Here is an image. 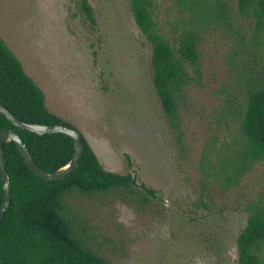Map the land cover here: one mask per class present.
<instances>
[{"label": "rangeland", "instance_id": "rangeland-1", "mask_svg": "<svg viewBox=\"0 0 264 264\" xmlns=\"http://www.w3.org/2000/svg\"><path fill=\"white\" fill-rule=\"evenodd\" d=\"M78 1L0 0V36L48 110L106 170L137 182L133 194L67 191L75 230L107 264H238L248 217L264 211V157L243 132L249 96L264 88V26L239 0H154L155 31L185 74L169 116L132 0H88L94 27ZM187 37L195 63L181 53ZM259 254L264 264V243Z\"/></svg>", "mask_w": 264, "mask_h": 264}, {"label": "trees", "instance_id": "trees-1", "mask_svg": "<svg viewBox=\"0 0 264 264\" xmlns=\"http://www.w3.org/2000/svg\"><path fill=\"white\" fill-rule=\"evenodd\" d=\"M154 0H132L136 23L152 46L153 84L164 111L174 116L177 110L174 90L184 77L171 45L154 27ZM81 11L95 26L93 8L79 0ZM239 12L253 13L258 28L264 26V0H239ZM182 56L195 63L196 42L187 37ZM0 102L17 118L27 123L69 127V123L46 107L45 94L25 73L21 63L0 36ZM0 130H14L23 139L38 166L55 172L73 158L75 144L64 134L38 135L15 127L0 114ZM243 132L256 158L264 157V88L252 93L247 102ZM82 135V134H81ZM83 155L78 167L58 181H45L28 167L13 142L4 144L6 168L12 190V204L0 224V264H107L106 260L76 230L67 213L66 192L83 193L119 188L135 192L136 179L104 168L94 148L82 135ZM128 158L129 167L132 166ZM149 194L154 192L141 186ZM4 201L0 175V208ZM264 243V211L250 214L237 241L238 264H262L259 247Z\"/></svg>", "mask_w": 264, "mask_h": 264}, {"label": "water", "instance_id": "water-1", "mask_svg": "<svg viewBox=\"0 0 264 264\" xmlns=\"http://www.w3.org/2000/svg\"><path fill=\"white\" fill-rule=\"evenodd\" d=\"M0 114L5 116L15 127L35 133L38 135L47 134H64L71 137L75 144V153L72 160L64 167L58 169L55 172H46L41 169L35 162L34 158L30 154L27 145L23 139L14 130H0V175L3 183L4 201L0 208V224L4 220L7 212L12 204V190L10 185V178L6 168V159L4 154V144L13 142L24 158L28 167L34 172L35 175L45 181H58L72 173L79 164V161L83 155L82 147V135L73 127H69L63 124L48 125V124H34L27 123L16 116H14L1 102H0Z\"/></svg>", "mask_w": 264, "mask_h": 264}]
</instances>
